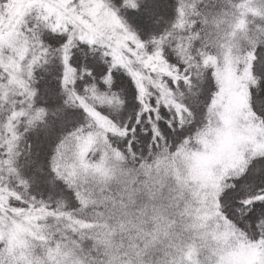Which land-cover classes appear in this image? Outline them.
Segmentation results:
<instances>
[{
    "label": "snow or ice",
    "instance_id": "6c2138e0",
    "mask_svg": "<svg viewBox=\"0 0 264 264\" xmlns=\"http://www.w3.org/2000/svg\"><path fill=\"white\" fill-rule=\"evenodd\" d=\"M0 264H264V0H0Z\"/></svg>",
    "mask_w": 264,
    "mask_h": 264
}]
</instances>
